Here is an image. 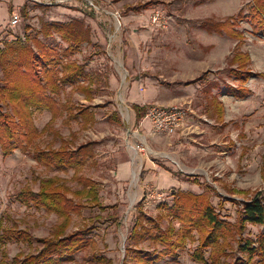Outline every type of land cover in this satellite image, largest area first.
Segmentation results:
<instances>
[{
	"label": "rangeland",
	"instance_id": "rangeland-1",
	"mask_svg": "<svg viewBox=\"0 0 264 264\" xmlns=\"http://www.w3.org/2000/svg\"><path fill=\"white\" fill-rule=\"evenodd\" d=\"M86 1L65 0L66 3L48 7L28 2L30 16L26 21L22 19L15 29L9 28V19L27 1L13 0L8 12L0 9V18L6 19L0 34L11 40V44H4L6 48L28 45L27 35L32 39L38 37L59 51L65 50L67 45L59 36L48 40L41 36L42 24L46 22L68 23L76 19L92 32L91 42L82 45L80 52L67 60L87 64L93 92L87 97L67 85L57 100L93 107L96 122L83 130L80 122L67 124L65 117H60L54 128L64 139L77 133L76 147L94 143L95 163L89 161L81 175L97 184L100 203L105 208L87 205L71 216L63 236L91 229L88 236L93 243L64 264H140L134 257V249L153 252L162 247L150 240L130 237L137 217L144 216L143 221L159 219L163 229L170 224L179 228V222L174 220L172 224L171 219L160 216L166 215L160 206L170 207L177 191L204 193L221 217L237 226L244 204L257 195L264 197V77L258 75L264 73V37L252 35L248 21L239 23L238 30L246 38L240 51L250 55L248 69L253 76L245 84L250 93L238 99L227 95V85L240 84L231 72L237 68L231 65V59L238 41L211 34L200 24L208 18L224 20L241 9L247 12L252 0H93L104 12L122 13L124 20L119 29L103 11L97 12L95 18L86 16L83 12ZM141 5L147 7L140 12L133 10ZM155 14L160 15L161 24L152 22ZM26 26L31 28L27 34ZM211 96L224 105V125L217 121V111L207 102ZM182 98L202 118L200 122L204 121L206 134L202 137L192 135L183 145L171 146L175 139L164 136L157 143L149 135L150 130H141L136 125L133 104L149 107ZM116 116L120 122L114 121ZM50 118L48 111L34 114L40 130ZM196 120L194 116L191 121ZM49 143L55 149L60 146V140L52 134L38 140L37 146L46 148ZM135 173L138 181L133 187ZM73 175L74 170H46L35 161L32 150L16 151L4 158L0 148V223L5 229L15 226L26 230L32 238L30 243L14 241L4 246L0 243L1 260L11 264L17 257L22 261L26 256L36 255L42 248L38 239L51 238L61 224L54 214L27 208L16 199V194L27 186L38 191L34 177L58 176L68 180L74 191L79 190L82 187L71 180ZM262 232L264 227L247 224L243 236L256 240ZM194 236L195 240L187 242L177 259L163 257L153 264H202L192 258L199 245V235ZM238 237L235 232L233 238L221 243L225 255L218 264H230L241 257ZM211 253L206 252V259Z\"/></svg>",
	"mask_w": 264,
	"mask_h": 264
},
{
	"label": "trees",
	"instance_id": "trees-1",
	"mask_svg": "<svg viewBox=\"0 0 264 264\" xmlns=\"http://www.w3.org/2000/svg\"><path fill=\"white\" fill-rule=\"evenodd\" d=\"M205 1L201 0V2ZM247 6V12L241 9L236 15L224 20L208 18L200 24L211 34L226 35L238 41L231 59V65H237V68L231 69V72L240 84L237 87L227 85V95L238 99L250 93L245 84L253 76L248 69V64L251 62L250 55L240 51L246 38L238 30L239 23L248 21L252 35L264 37V0H252ZM146 7L141 5L133 7V10L140 12ZM88 9V7L83 9L85 15L94 17L93 11ZM18 12L23 20H28L29 4L26 3L19 8ZM30 30V27H25L26 34ZM91 34V29L85 27L80 20L75 19L68 23L46 22L42 24L41 36L45 40L52 39L55 35L59 36L67 45L65 50L59 51L38 37L32 39L27 35L28 45L24 47L11 45L7 48L5 45L0 50L2 73L0 76V148L3 157L7 158L16 151L28 153L32 150L35 161L48 171L74 170L71 180L82 187L74 191L68 185V180L58 176L43 179L34 177L33 183L38 184V191L27 186L16 194V199L27 208L54 214L61 220V224L56 227L51 238L38 239L42 248L36 255L26 256L22 261L20 257H17L11 264H64L70 262L75 254L86 250L93 243V239L88 236L91 229L79 230L66 236L63 234L70 226L71 216L74 213L80 212L87 205L102 210L105 208L100 203L97 184L91 178L81 175L89 161H92V164L95 163L94 143L76 147L77 133L71 134L70 139H64L54 128L60 117H65L64 121L67 124L73 121L80 122L83 130H88L96 122V112L93 107L75 106L73 103H60L57 100L67 85L87 97H90L89 95L93 92L86 73L87 64L67 60L69 56L80 52L82 45L91 42ZM30 43L33 44L30 45ZM258 75L264 77V73ZM217 99L213 97L209 103L217 111V121L223 124L225 108ZM146 109V106L133 105L137 121L144 117ZM43 111H48L51 118L40 130L35 124L34 114ZM114 121L120 122L119 117L116 116ZM48 134L60 140V146L57 149L53 148L52 143H49L46 148L37 146V141ZM165 169L169 171L168 168L165 167ZM186 179L189 180L187 177ZM193 182L199 184L197 179ZM160 207L166 212V215L160 216L171 219L172 224L174 220L179 222L180 227L175 228L170 224L163 229L159 219L149 218L143 221L144 216L137 217L130 237L141 241L150 240L153 244L162 247L160 251L153 252L134 249L132 252L140 264H153L163 257L177 259L179 251L187 246V242L195 240V233L199 235V245L192 255L194 261L202 264H218L221 256L225 255L224 250L221 249V243H225L228 237L233 238L235 232L239 234L237 247L242 255L230 264H264V232L260 233L256 240L243 236L247 224L264 227V197L257 195L244 204L243 209L239 211L237 226L223 219L204 193L177 191L173 194V203L170 207L165 204ZM140 212L142 214V211ZM14 241L30 243L32 238L26 230H20L15 226L5 229L0 223V243L4 246L6 242ZM209 250L212 253L206 259L205 254ZM5 260L0 259V264H9Z\"/></svg>",
	"mask_w": 264,
	"mask_h": 264
},
{
	"label": "built area",
	"instance_id": "built-area-1",
	"mask_svg": "<svg viewBox=\"0 0 264 264\" xmlns=\"http://www.w3.org/2000/svg\"><path fill=\"white\" fill-rule=\"evenodd\" d=\"M27 3L31 2L36 6H54V4L66 3L65 0H54V2H46L45 0H26ZM86 5L94 7L96 10L100 8L95 4L93 0H87ZM18 12V11H17ZM114 17L120 25L121 13L119 11L114 12ZM22 17L20 13L14 14L9 19V28L15 29L20 26ZM152 22L155 24H161V18L159 14L153 16ZM10 43L11 40H7L0 34V50L3 49L4 44ZM187 101V100H186ZM192 108L190 103H174L168 106L152 105L146 109L144 120L150 122L152 126L153 136H165L171 138L177 134L183 137H191L192 135L199 134L198 124H192L189 122V115L192 114ZM145 150V149H142Z\"/></svg>",
	"mask_w": 264,
	"mask_h": 264
},
{
	"label": "crops",
	"instance_id": "crops-1",
	"mask_svg": "<svg viewBox=\"0 0 264 264\" xmlns=\"http://www.w3.org/2000/svg\"><path fill=\"white\" fill-rule=\"evenodd\" d=\"M10 4H12L13 5V0H11L10 2H8V0H0V9L2 10V12H8V9H9V6H10ZM89 8L88 10H91V11H93V13H94V17H92V18H95V16H96V13L97 12H102L103 11V13H106V14H109L112 18H113V20H114V22H115V28L116 29H119V28H121V26H122V22H123V20H124V18H123V15H122V13H121V20H120V25H118V21H117V19L114 17V12L115 11H119V10H113L111 13H108V12H104V10L102 9V7L99 9V10H96L94 7H92V6H88V5H86L85 3H84V7H83V9H85V8ZM120 12V11H119ZM91 18V17H90ZM5 20L6 19H3L2 17L0 18V31L2 30V29H4L5 28V26H6V23H5ZM210 94V93H209ZM213 97H215V96H213ZM213 97L211 96L210 97V99L208 100V98H207V102L209 103V101H211L212 99H213ZM187 102L186 100H185V98H182V99H179V100H173V101H171V102H169V103H167V104H154V105H158V106H163V105H165V106H168V105H172V104H174V103H182V102ZM133 105H139V106H146L147 108H148V106L147 105H140V104H133ZM132 109H133V106H132ZM134 111V110H133ZM192 111H193V113L192 114H190L189 115V122L191 123L192 121V119L194 118V116H196L197 117V122L195 123V122H192V124H198V131H199V134H197V135H195L196 137H197V139L199 138V137H202L203 135H205L206 134V131H205V128L203 129V124H202V122H204V121H202V122H200V120L202 119L201 117H198V115H197V113L192 109ZM134 114H135V119H136V125L137 126H139L140 125V128H141V130H146V131H149L150 130V132H149V135L151 136L152 135V126H151V124H150V122L149 121H147V120H144V117L143 118H141V120L140 121H137V117H136V113H135V111H134ZM144 115H145V113H144ZM143 120V121H142ZM142 121V122H141ZM206 122V121H205ZM222 124V123H221ZM223 124H225V122L223 123ZM202 126V127H201ZM152 137H154L155 139V142H157V143H159L160 142V139H161V137H164V136H153L152 135ZM164 138H166V139H169V138H167V137H164ZM175 139V141L173 142L172 141V145L171 146H177V145H183L184 144V142L183 141H185V139L187 140V137H183V136H181L180 134H177V135H175V136H173V137H171V139L170 140H174ZM124 165V168H127L126 167V165L125 164H123ZM135 172V171H134ZM133 172V173H134Z\"/></svg>",
	"mask_w": 264,
	"mask_h": 264
},
{
	"label": "bare ground",
	"instance_id": "bare-ground-1",
	"mask_svg": "<svg viewBox=\"0 0 264 264\" xmlns=\"http://www.w3.org/2000/svg\"><path fill=\"white\" fill-rule=\"evenodd\" d=\"M137 181H138V178H137V174L135 173V174H134V177H133V183H132V186H133V187L136 186ZM134 198H135V197H134ZM134 198H132V204L134 203V202H133V201H134Z\"/></svg>",
	"mask_w": 264,
	"mask_h": 264
}]
</instances>
